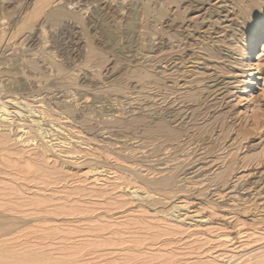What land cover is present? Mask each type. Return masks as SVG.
I'll return each instance as SVG.
<instances>
[{
    "label": "rangeland",
    "instance_id": "obj_1",
    "mask_svg": "<svg viewBox=\"0 0 264 264\" xmlns=\"http://www.w3.org/2000/svg\"><path fill=\"white\" fill-rule=\"evenodd\" d=\"M262 9L0 0V264H264Z\"/></svg>",
    "mask_w": 264,
    "mask_h": 264
},
{
    "label": "bare ground",
    "instance_id": "obj_2",
    "mask_svg": "<svg viewBox=\"0 0 264 264\" xmlns=\"http://www.w3.org/2000/svg\"><path fill=\"white\" fill-rule=\"evenodd\" d=\"M244 10V9H243ZM218 19V18H217ZM227 19V18H226ZM257 23L258 24H262V28L261 30H258L256 32L253 33L252 36H250V38L248 39H245L244 41H246V45H244L245 47L243 48V51H242V56L238 59H236L233 64L234 65H240L242 66V70H241V73L238 74L239 76H242V79L241 80H238L237 82V87L236 89H238V91L236 92H233V93H230L232 90H230L231 88L229 87V83H226L224 82L225 81V78H223L221 75H219V73L217 74H214V78L211 80V82L213 83L212 86L215 88V91L216 92H219L221 91L222 89H224L223 91H226L227 94L230 93L231 95L234 93L237 94L236 96V100L238 101V103H243V102H246L248 103V101L250 102L252 100V94L255 90V88L257 87L258 85V82H257V79L259 78L257 76V67H256V64L254 63V60L257 58L256 57V50L257 48L259 47V45L261 44V41L264 40V9H262V11L258 14L257 16ZM260 28V27H259ZM256 30V28H255ZM207 34V33H206ZM210 47V46H209ZM174 55V54H173ZM167 57V56H166ZM226 57H230L229 56H226ZM223 59V58H222ZM230 60V59H229ZM228 60V61H229ZM206 62V61H205ZM227 62V61H226ZM164 63V62H163ZM166 66V65H165ZM244 67V69H243ZM231 68H234V66L231 65ZM183 69V68H182ZM219 69V68H218ZM224 69V68H223ZM218 72V71H217ZM209 76V75H208ZM182 78V77H181ZM246 81H248L246 83ZM161 83V82H160ZM246 83V86L243 88L241 87L243 84ZM171 85V84H170ZM181 87V86H180ZM233 88V87H232ZM234 90V89H233ZM173 93V92H172ZM224 93V92H222ZM226 94V95H227ZM235 94V95H236ZM230 95V96H231ZM232 95V96H233ZM224 98V97H223ZM231 101V100H230ZM228 102V101H227ZM226 102V103H227ZM2 104V103H1ZM185 106V105H184ZM8 109H5V107H0V114L1 117H4V119L6 120V116L8 113L7 111ZM36 110V109H35ZM174 111L172 110H169L168 114H166V116L168 118H170L169 121L170 123L172 122H179L180 120L181 121H184L183 119V115L181 114H175L173 113ZM174 115H173V114ZM13 115V114H12ZM177 115H179V117H177ZM13 118V117H12ZM172 118H174V120H172ZM3 120V119H2ZM40 120V119H39ZM8 121V120H7ZM34 121V120H33ZM17 122V121H16ZM21 122V121H20ZM30 122V121H29ZM44 122V121H43ZM168 122V123H169ZM7 123V122H6ZM11 123V122H10ZM173 123V124H174ZM5 124V123H4ZM27 124V123H26ZM25 124V125H26ZM30 124V123H29ZM35 124V122H34ZM177 124V123H175ZM174 124V125H175ZM32 126V125H31ZM41 127V126H40ZM22 128V127H21ZM36 128V127H35ZM4 129V128H3ZM20 129V127H19ZM23 129V128H22ZM33 129V128H32ZM41 131V130H40ZM46 131V130H45ZM33 134V133H32ZM53 134V133H52ZM159 138V137H158ZM4 139V138H3ZM28 139V138H27ZM158 154V153H156ZM162 157V156H161ZM182 157V156H181ZM175 159V158H174ZM184 161V160H183ZM164 165V164H163ZM169 166V165H168ZM159 171V170H158ZM172 172V171H171ZM135 191V190H134ZM149 193V192H147ZM150 195V194H149ZM264 260V259H263ZM261 262V261H260Z\"/></svg>",
    "mask_w": 264,
    "mask_h": 264
}]
</instances>
